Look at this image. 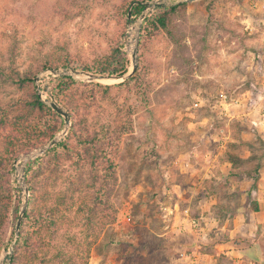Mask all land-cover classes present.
Wrapping results in <instances>:
<instances>
[{"label":"rangeland","instance_id":"obj_1","mask_svg":"<svg viewBox=\"0 0 264 264\" xmlns=\"http://www.w3.org/2000/svg\"><path fill=\"white\" fill-rule=\"evenodd\" d=\"M160 2L0 0V73L6 74L0 76V108L34 88L46 102L54 101L70 115V131L60 143L72 137L73 127L84 124L103 133L110 129L120 137L114 198L118 220L92 249L89 264H190L181 257L179 246L190 247L193 236H182L174 245L168 236L160 238L163 225L171 230L167 228L170 214L162 209V192L168 185L163 155L181 148L178 143L182 141L189 146L201 143L202 137L216 133L229 120L241 129L237 106L216 102L221 91L236 93L254 109L263 90L264 0H164L158 5ZM133 3H137L134 7L143 3L145 9L134 15L133 7L129 17ZM176 4L185 6L169 16L170 32L154 30L151 20L160 8ZM138 37V69L130 79H88L86 74H102L86 72L85 67L97 70L107 65L117 49L127 60V72L132 71L131 53ZM71 69L85 74L74 75ZM47 70L69 74L55 76ZM20 76L32 80L30 89L18 88ZM61 77H72L76 83L70 87L71 81ZM198 96L207 105L195 109ZM46 105L51 111L39 121L62 129L58 136L65 120ZM50 142L21 154L9 167L14 197L2 229L0 264H9L16 248L12 250L19 218L15 207L22 209L24 201L22 175L29 187L26 170L44 156L40 152ZM0 186L4 187V181ZM195 221V228L191 226L199 229L202 219ZM24 225L25 217L21 230ZM186 251L199 257L204 250ZM199 263L210 264V260L201 257Z\"/></svg>","mask_w":264,"mask_h":264},{"label":"trees","instance_id":"obj_2","mask_svg":"<svg viewBox=\"0 0 264 264\" xmlns=\"http://www.w3.org/2000/svg\"><path fill=\"white\" fill-rule=\"evenodd\" d=\"M183 6H162L151 20L154 30L170 32L169 16ZM144 9L139 4L133 14L140 15ZM113 58L97 70H84L109 76L125 74L128 69L123 53L117 49ZM61 79H69V86L76 83L72 77ZM16 83L25 90L30 89L32 80L20 76ZM26 91L27 95L0 108V185L4 181V187L0 186V253L2 229L9 220L14 197L9 167L18 156L38 149L62 130L39 121L51 109L34 88ZM71 132L72 137L32 161L26 170L30 175L29 209L9 264H89L94 246L117 223L119 210L114 198L119 182L116 159L120 137L110 129L103 133L87 124L73 127ZM72 140L74 146L70 145ZM20 211V206L15 207L17 216Z\"/></svg>","mask_w":264,"mask_h":264},{"label":"crops","instance_id":"obj_3","mask_svg":"<svg viewBox=\"0 0 264 264\" xmlns=\"http://www.w3.org/2000/svg\"><path fill=\"white\" fill-rule=\"evenodd\" d=\"M262 83L254 109L243 102L235 109L242 130L226 120L201 143L189 146L182 141L181 148L163 155L168 185L162 192V209L170 214L171 230L163 225L160 238L168 236L174 245L182 236H193L190 247L179 246L181 257L190 264H200L201 257L209 258L210 264H264ZM197 218L202 219L200 228L193 229ZM199 248L204 250L199 257L186 251Z\"/></svg>","mask_w":264,"mask_h":264},{"label":"water","instance_id":"obj_4","mask_svg":"<svg viewBox=\"0 0 264 264\" xmlns=\"http://www.w3.org/2000/svg\"><path fill=\"white\" fill-rule=\"evenodd\" d=\"M163 0H161L160 3H158V5L162 4ZM137 3H133L130 11H129V17H131V10L134 7V5ZM139 4H143V3H139ZM147 7L148 5L145 4ZM140 45V39L139 37L136 39V44L134 47L133 52L131 53V57H132V64H133V69L132 71H129L125 74L122 75H116V76H109V75H96V74H86V76L88 77V79H90L91 81H103V80H116V81H126L128 79H130L137 71L138 69V48ZM72 74L74 75H82L85 73L79 72L75 69H71ZM46 73H50V74H54L55 76H62V75H67L69 74V72L66 71H55V70H47ZM38 80V79H37ZM39 97L42 101H44L46 104H48L54 111H56L58 114H60L61 116H63L64 120H65V128L64 130L58 135L56 136L54 139L51 140V142L44 148L41 150L40 153H46L48 150L52 149L53 147L57 146L68 134V132L70 131V126H71V120H70V115L65 112L57 103H55L54 101L52 102H46L42 96V93L39 92ZM24 173V171H23ZM25 178L24 175H22V184H23V188H24V201H23V205H22V209L20 211V215L17 221V225H16V231H15V240L14 243L12 245V250L16 247L17 241H18V237H19V233L22 227V223L24 220V217L26 215V212L28 211V207H29V198H30V189L29 187L26 185L25 182ZM12 253V251H10V254Z\"/></svg>","mask_w":264,"mask_h":264},{"label":"built area","instance_id":"obj_5","mask_svg":"<svg viewBox=\"0 0 264 264\" xmlns=\"http://www.w3.org/2000/svg\"><path fill=\"white\" fill-rule=\"evenodd\" d=\"M185 1H188V0H185ZM195 1H197V0H195ZM207 100H209V104L211 105L213 103L212 100H214V97H212V100L211 99H207ZM215 100L217 103H219L220 105H223L224 107H226L227 105H231V104L235 105V106H239V105H241V102H242L241 98L238 95H236V93H228L225 91H221L220 93H218L215 96ZM206 105L207 104L205 103L204 98L198 96L195 100L193 107L195 109H199V108H202ZM226 115H228V113H226ZM193 223L196 224L197 221L194 220Z\"/></svg>","mask_w":264,"mask_h":264},{"label":"bare ground","instance_id":"obj_6","mask_svg":"<svg viewBox=\"0 0 264 264\" xmlns=\"http://www.w3.org/2000/svg\"><path fill=\"white\" fill-rule=\"evenodd\" d=\"M133 52V51H132ZM103 81H109V82H111V81H116V80H111V79H109V80H103Z\"/></svg>","mask_w":264,"mask_h":264}]
</instances>
